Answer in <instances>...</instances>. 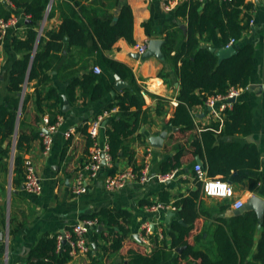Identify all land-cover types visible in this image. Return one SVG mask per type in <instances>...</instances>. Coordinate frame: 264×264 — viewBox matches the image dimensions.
<instances>
[{
	"label": "crops",
	"instance_id": "0c3cea01",
	"mask_svg": "<svg viewBox=\"0 0 264 264\" xmlns=\"http://www.w3.org/2000/svg\"><path fill=\"white\" fill-rule=\"evenodd\" d=\"M65 1L67 0L0 1V15L3 17V15L9 14V19H18V24L15 27L10 28L3 35L0 34V106L9 95L8 83L13 64L20 58V54L13 47L14 38L25 40L29 30L36 27L39 30V37H43L46 41L45 32L48 30L58 32L64 22V15H68V11L63 6ZM93 1L88 0L86 2L90 10ZM103 1L105 4L108 2V0H101L98 3V13L102 15L104 12L106 17L103 15L102 18H114V21H117L119 8L111 5V3L104 6ZM123 1L130 6L133 13L134 43L120 38L109 49L103 50L102 54L131 68L138 84L145 90L143 93L144 109L149 112V121L140 132V141L132 145L135 151L134 162H130L128 158H120L115 162L102 163L96 177L92 179L88 175L84 177V181L87 183V192L81 195L73 192L79 174L73 172L66 175L64 172L62 155L68 140L65 137V132L70 130L73 135L79 126L85 123L89 125L100 120L101 128L96 142L100 148L108 147L107 119L116 114L117 109H113L111 113L100 114L112 102L114 96L122 91L113 94V89L106 97L93 101L88 97L85 98L82 91L76 87V101L73 103L68 95V87L74 79L82 78L88 72L86 68H82L83 62H90V69L93 68V70L95 66L99 67V65L95 58L97 52H94L92 42L86 41L87 32L84 33V36H79V39H75L81 44L78 45V48L76 46L71 47L69 39L66 37L63 48L59 51L62 60L56 63L53 70L50 71L52 72L51 80L46 85L47 89L51 87L57 89L61 102L57 104L55 100H51L46 103L45 113L42 116V119L44 117L50 119L51 113L57 112V120L62 118V124L55 134L48 154H44L42 140L35 141L28 153L25 154V161L28 160L32 163L41 179L42 193L39 196L29 194L24 188V182L19 188L13 185L15 175L12 156L14 143L16 145L17 140L16 134L10 142V158L6 159V157L0 156V264H27L31 259H35L32 254L42 238L58 236L65 231H70L85 216L93 215L102 209H122L131 213L133 220L130 228L135 240H137L135 236L140 238L145 224L152 226L155 240L152 241L149 236V245H144L147 252L161 246L163 241L170 247L173 243V238L170 235L172 223L175 220L183 221L184 225L187 223L181 208L172 211L170 209H157L156 206L149 204L156 203L162 192H169L172 202L183 198L196 200V211L193 219L195 220V229L190 241L195 244L198 250L214 258V256L218 257L214 243V231L221 224L220 220L224 219L230 222V219L235 215L236 209L233 204L237 200H242L245 204L254 195L264 200V0H246V3L251 4L252 7L250 11L245 10L243 12L242 23L248 22L249 25L248 29L244 30L238 45L243 46L251 43L256 50L255 69L250 85L247 89L241 90L236 99V102L247 103L252 109L251 133L248 135L241 133H235L232 136L220 135L217 141L219 144L233 142L241 147L253 145L259 153L261 163L259 170L238 169L232 171L233 175L230 182L235 190L233 199L212 198L204 195L202 184L195 179L194 172V165L201 164L208 175L207 157L204 155L203 147L198 149L199 153L193 157V160L173 171L174 177L172 179L165 182L158 179L159 176L164 175L161 172L162 164L171 157V154L165 151L164 145L172 136V132L178 130L172 129L168 121L174 116L179 104L181 86L178 69L168 59L166 53L164 54L163 49L165 38L170 37L171 33L178 37L175 48L170 53L171 56L175 55L179 41L187 40L188 21L182 17H176L175 14L176 6L185 0ZM43 5L46 9L39 24L32 15L25 13L26 8ZM77 8L81 7L71 5V9L79 11ZM147 22L151 23V35L146 33L143 25ZM40 38L36 43L32 58L37 52ZM151 40L164 42L161 48L163 57L152 56L145 60L140 59L136 46L149 44ZM45 41H43L44 44ZM202 45H206L211 52L218 53L221 50L216 49L210 43L203 42ZM70 47L71 52L69 53ZM71 60H75L74 62L77 61V63L71 64ZM116 76L119 75H115V79ZM125 82L129 84L127 81ZM34 84H29L27 81L24 85L25 93L34 92ZM159 98L163 99L164 102L160 103ZM65 100L69 105L67 112L63 111ZM51 105H54V108ZM159 105L161 112H158ZM222 105L223 103L219 101L212 107L206 104L192 109L199 134L203 130L212 129L214 124H219L216 134L221 133L226 118L225 112H221ZM104 122H106L105 127H103ZM163 132H167V137L163 146L158 148L153 145L152 140L158 139ZM76 139V149H72L70 157L72 156L74 161H83L84 166L82 168H84L90 163V152L87 154L83 151L85 142L80 135H77ZM8 145L9 142L7 141L3 147L6 148ZM250 160L253 161L252 158H246L242 162L250 163ZM5 162L9 164L6 177L2 172ZM72 166H74L73 162ZM72 166L69 169H72ZM144 170H147L146 172L152 176V179L145 183L139 180V176ZM124 171L131 172L133 175L127 180L125 187L111 192L106 190L105 180L107 177ZM216 178H221V176ZM256 187L257 190L255 191L254 188ZM168 212L176 214L169 222H167ZM104 228L106 227L104 226ZM260 229L261 224L258 225L259 231L255 235L256 245L253 251H256L257 242L261 237ZM163 231H165V235L162 233ZM95 232L90 233L88 237L92 245L91 253L101 258L103 256V241L99 240L97 243L93 239ZM94 244L96 248H94ZM64 247L66 248L67 245ZM89 254L80 253L72 257L66 264H91ZM120 260L119 255L114 254L109 257L105 264H118Z\"/></svg>",
	"mask_w": 264,
	"mask_h": 264
},
{
	"label": "trees",
	"instance_id": "16d2710c",
	"mask_svg": "<svg viewBox=\"0 0 264 264\" xmlns=\"http://www.w3.org/2000/svg\"><path fill=\"white\" fill-rule=\"evenodd\" d=\"M87 1H65L63 6L68 11V15H64V22L58 32L55 30L45 32L46 41L43 37H39V30L36 27L29 30L25 40L14 38L13 47L20 54V58L13 64L8 83L9 95L0 106V156L10 158V142L17 133L13 180L16 188L25 181V154L35 141L42 140L44 127L42 116L45 113L46 103L51 100H55L57 104L61 102L56 88H46L52 76L50 71L62 60L59 51L63 48L66 37L71 47L78 48L81 44L75 39L84 36L85 32H87L86 41L92 42V48L97 52L95 58L101 72L95 73L93 68L90 69V62H83L81 66L88 72L82 78L77 77L70 83L68 95L74 103L77 87L85 98L98 101L114 89L115 75H119L129 83L130 89L117 93L100 115L117 109V113L107 119L106 134L111 161L128 158L130 162H134L135 151L132 145L140 141V132L149 121V112L144 109L145 90L138 84L131 68L102 54L103 50L109 49L120 38L134 43L133 13L123 0H108L107 5L111 3L119 8L118 19L114 21V18H102L104 12L102 15L98 13V3L101 0H94L91 3L92 11L86 4ZM72 4L81 7L77 8L79 11L71 9ZM102 4L106 6L104 1ZM251 7L252 5L246 3V0H185L176 6V17L187 19L188 28L187 40L179 41L174 56L170 53L175 48L178 37L173 33L165 38L163 49L164 54L166 53L168 59L178 69L181 86L179 104L174 116L168 121L172 129L178 130L172 132V136L164 145L165 151L171 154V157L162 164V174H169L193 160V157L199 153L198 149L202 147L207 157L209 177L221 176V179L230 182L234 170L260 169L259 153L255 146L241 147L233 142L220 144L217 142L220 135L251 133L252 109L247 103L235 102L231 109L225 111L224 129L220 134H216L219 124H214L212 129L203 130L199 134L192 114L194 107L206 105L210 97L225 96L231 88L243 90L249 87L255 69L256 50L253 44L239 46L233 55L220 60L216 52H211L202 43H210L216 49H224L230 39L234 38L237 41L234 46H238L244 30L248 29L249 25L248 22L242 23V14L245 10L250 11ZM45 9L44 5L32 6L26 8L25 13L32 15L39 24ZM3 17L8 19L9 14ZM143 25L146 33L151 35V23L147 22ZM39 38L37 52L32 58ZM71 47L68 49L69 53ZM74 61L71 60V64ZM27 81L29 84L35 83L34 92L25 93L24 85ZM159 102L162 103L164 100L159 98ZM51 106L54 108V105ZM160 108L159 105L158 112H161ZM57 116V112L51 113L48 126L56 124ZM88 128L87 123L79 126L66 142L62 155L66 175L83 169V161H74V158L70 157V152L73 148L76 149V136L80 135L85 142L83 151L89 154L94 141ZM7 141L9 145L4 148L3 144ZM246 158H252L253 161L242 162ZM8 165V162H5L2 170L5 177L8 175ZM71 166L72 169H69ZM254 190L256 191L257 187ZM171 199L169 192H162L156 203L149 204L181 208L187 225L175 220L170 234L173 238L172 245L169 247L163 241L161 246L150 252H147L146 246L132 237L130 226L133 217L128 211L102 209L93 215L85 216L84 219L98 218L106 227V231L93 233V239L97 243L99 240L103 241V256L100 258L90 252L91 264H105L114 254H118L121 259L118 264H264V217L260 222L256 212L250 210L234 215L230 222L220 220L221 224L214 231L218 257L213 258L198 250L190 241L195 229L193 219L196 200L183 198L172 202ZM259 224H261V237L257 242L256 251H253ZM162 233L165 235V231ZM150 239L155 240L154 234L150 235ZM181 247L183 251L178 252L177 249ZM32 255L35 259H31L27 264H66L72 259L67 247L58 250L56 235L42 238Z\"/></svg>",
	"mask_w": 264,
	"mask_h": 264
},
{
	"label": "built area",
	"instance_id": "2783aa9c",
	"mask_svg": "<svg viewBox=\"0 0 264 264\" xmlns=\"http://www.w3.org/2000/svg\"><path fill=\"white\" fill-rule=\"evenodd\" d=\"M2 1V0H0ZM205 1V0H201ZM18 24L17 18H4L0 15V34H5L10 28L15 27ZM237 44V41L234 38H231L229 44L225 49H228ZM138 49L139 55H143L148 50V44H140L136 46ZM94 72L99 74L101 69L98 66L94 67ZM241 90L231 88L227 95L225 96H215L210 97L207 100V105L214 106L216 102H222V111L225 112L227 109H231L233 103L230 102L231 99H237L240 95ZM115 112V110H114ZM107 116V115H106ZM43 132L41 134L42 142L44 146V154H48L53 144L55 134L59 131V127L62 124V118H58L56 124L48 126L49 119L47 117L43 118ZM101 128V121L96 120L89 124L88 132L94 141L93 147L90 150V163L78 172L79 178L77 179V184L74 187L73 192L77 195H81L87 192V183L84 181V177L88 175L91 179L96 177L97 173L100 171L102 163L110 162L111 158L108 152V147L100 148L96 142L99 130ZM72 135V132L69 130L65 132V137L68 139ZM26 167V177L24 181V188L29 194L39 196L42 193L43 187L41 184V179L37 175L34 166L30 161H25ZM139 176V180L143 183L148 182L152 179V176L146 172ZM195 179L202 184L203 192L206 197L212 198H221V199H233L235 196V190L231 182L224 181L221 178H209L207 172L204 170L201 164L194 165ZM131 172H120L117 175L109 176L105 180V188L108 191H116L125 187L127 180L132 177ZM174 177V172L159 176L158 179L162 182L172 179ZM86 179V178H85ZM236 210L244 206L242 200H237L233 204ZM157 209H170L175 211L176 208L172 206L164 207L162 205H157ZM104 225L100 223L98 218H87L78 221L70 231H65L63 234L57 236V248L58 250H63L65 245L70 250V255L72 257L82 253L89 254L92 251V245L90 242L89 234L95 232L98 227ZM152 226L145 224L143 228V233L141 234L139 240L143 245H149V236L152 235Z\"/></svg>",
	"mask_w": 264,
	"mask_h": 264
},
{
	"label": "water",
	"instance_id": "95a60500",
	"mask_svg": "<svg viewBox=\"0 0 264 264\" xmlns=\"http://www.w3.org/2000/svg\"><path fill=\"white\" fill-rule=\"evenodd\" d=\"M163 41L162 40H151L148 44V50L146 51L145 54L141 55V56H138L140 59L142 60H145L149 57H152V56H157V57H163V54H162V51H161V48H162V45H163ZM239 48V46H232L228 49H221L217 55L219 57L220 60H223V59H226L228 57H230L231 55H233L236 50ZM212 51H215L214 49H211ZM130 88V85L127 84L125 81H123L119 76H116V83H115V86H114V91H113V94L116 93V92H120V91H123V90H126V89H129ZM231 103H235L236 102V99L233 98L230 100ZM64 109L63 111L64 112H67L69 110V105H68V102L65 100V105H64ZM18 124H19V118H18V121H17V127H18ZM106 126V122L103 123V127ZM17 135V133H16ZM167 137V132H163L158 139L156 140H152L153 142V145L156 146V147H162L163 146V143H164V140L166 139ZM15 143H14V148H13V156H12V163L14 161V155H15ZM105 163V162H104ZM250 210H253L256 212L260 222L263 220V217H264V200L261 199L260 197L254 195V196H251L247 202L244 204V206L238 210H235V215H238V214H241L245 211H250ZM176 214L174 212H168L167 214V222H169L171 220L172 217H174ZM181 224H184L183 221H180ZM260 227V226H259ZM103 231H106V228H104L103 226H100L97 228V232H103ZM135 238L137 240H139V237L138 236H135ZM94 248H96V245L94 244ZM183 249V247L179 248L177 251L178 252H181V250Z\"/></svg>",
	"mask_w": 264,
	"mask_h": 264
}]
</instances>
